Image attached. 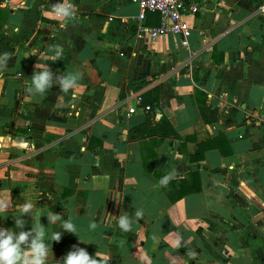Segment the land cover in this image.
I'll list each match as a JSON object with an SVG mask.
<instances>
[{
    "label": "crops",
    "instance_id": "0c3cea01",
    "mask_svg": "<svg viewBox=\"0 0 264 264\" xmlns=\"http://www.w3.org/2000/svg\"><path fill=\"white\" fill-rule=\"evenodd\" d=\"M57 2L0 0V53H13L0 71V200L10 193L13 205L0 227L37 199L77 229L41 217L49 235L63 232L49 241L54 259L77 245L108 264H264V0L200 2L184 15L187 48L171 35L140 40L135 0H74L64 27L45 15ZM38 62L78 74V86L35 93ZM161 117L180 138L144 161Z\"/></svg>",
    "mask_w": 264,
    "mask_h": 264
},
{
    "label": "clouds",
    "instance_id": "9594fccd",
    "mask_svg": "<svg viewBox=\"0 0 264 264\" xmlns=\"http://www.w3.org/2000/svg\"><path fill=\"white\" fill-rule=\"evenodd\" d=\"M76 14L77 8L74 0H59V2L52 5L49 12L45 13L50 19L60 21L61 27L66 26V22L71 21ZM54 52L55 60L62 58L63 49L61 46L57 45ZM12 56L13 53L7 51L0 53V71L7 66ZM35 68L38 71H34L31 75L30 84V90L35 93L44 94L55 85H58L63 92L67 93L78 86L77 82L80 76L76 73L69 72L54 75L46 63L40 62L35 65ZM72 99L75 100L76 96L73 95ZM172 178V174L165 175L160 183L166 186ZM104 179L107 180V176ZM36 201L37 199L23 200V203L18 204V214L12 215L13 227H0V264H49L50 254L56 264H108L109 257L107 254L96 252L93 257L86 249L77 245H73L74 250L68 251L61 259H54L49 241L50 244L53 241L59 242L63 232L56 230L49 235L47 231L49 224L60 220L62 221L60 229L65 232L78 234L77 229L71 219L65 220L60 214H54L52 211L47 215L42 214L37 208ZM12 207L9 193L7 201L0 200V219L7 218L9 209ZM25 215L31 217V226L28 230H24L28 223L23 218ZM135 215L139 217L142 212L137 211ZM41 217H47V227L41 223ZM117 218L118 226L122 231L128 232L131 230L132 221L127 214L119 215ZM95 226L93 223L92 227L95 228ZM177 243H179V239Z\"/></svg>",
    "mask_w": 264,
    "mask_h": 264
},
{
    "label": "built area",
    "instance_id": "2783aa9c",
    "mask_svg": "<svg viewBox=\"0 0 264 264\" xmlns=\"http://www.w3.org/2000/svg\"><path fill=\"white\" fill-rule=\"evenodd\" d=\"M205 0H135L139 7L137 16L136 35L137 37L151 43L162 36L171 35L177 37L180 46H189V36L192 28L186 23L184 15L186 13L194 15L197 13L199 3ZM156 12L160 16V24L157 26H147L144 21L147 13ZM77 18L76 16L73 18ZM209 34V32H208ZM138 103H142V95H137ZM145 110L150 111L151 107L146 105Z\"/></svg>",
    "mask_w": 264,
    "mask_h": 264
},
{
    "label": "trees",
    "instance_id": "16d2710c",
    "mask_svg": "<svg viewBox=\"0 0 264 264\" xmlns=\"http://www.w3.org/2000/svg\"><path fill=\"white\" fill-rule=\"evenodd\" d=\"M153 133H158L159 135L152 137V139H150L149 142L145 143L142 142V156L144 157V161L146 160L145 158V150H147V148L149 147H154V146H159L162 143V140L164 138L170 137V136H175L176 138H180L178 135H176L174 128L172 127V125L170 124V122L165 118V117H161L158 123V128L154 127L153 129ZM154 157V154L152 155ZM152 157V158H153ZM180 182V181H177ZM174 184H176L175 186L178 187V184L174 182ZM169 184H167L166 186L164 185V190H167V186ZM181 196V195H180ZM177 198L180 197H172V200H177Z\"/></svg>",
    "mask_w": 264,
    "mask_h": 264
}]
</instances>
